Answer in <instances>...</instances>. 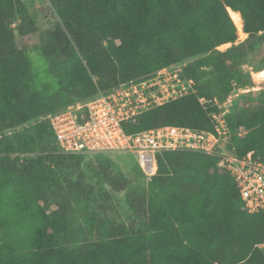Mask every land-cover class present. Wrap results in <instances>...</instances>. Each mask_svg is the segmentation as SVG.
Listing matches in <instances>:
<instances>
[{
    "label": "trees",
    "instance_id": "16d2710c",
    "mask_svg": "<svg viewBox=\"0 0 264 264\" xmlns=\"http://www.w3.org/2000/svg\"><path fill=\"white\" fill-rule=\"evenodd\" d=\"M49 2L59 21L40 34L42 64L32 72L10 26L16 20L26 34L36 25L22 0H0V264H264V211L242 209L215 156L164 150L156 174L147 178L139 167L123 183L100 166L124 195L117 207L86 187L62 201L53 182L59 171L77 169L85 153L61 151L43 118L56 112L48 91L84 101L184 63L179 77L192 79L195 90L123 128L212 130L213 100L253 86L247 65L264 68V0ZM241 26L247 37L235 43ZM248 92L225 116L229 148L264 160V89L254 106ZM42 202L59 210L47 212Z\"/></svg>",
    "mask_w": 264,
    "mask_h": 264
},
{
    "label": "built area",
    "instance_id": "2783aa9c",
    "mask_svg": "<svg viewBox=\"0 0 264 264\" xmlns=\"http://www.w3.org/2000/svg\"><path fill=\"white\" fill-rule=\"evenodd\" d=\"M170 67L158 69L152 77L132 81L108 93L95 96L50 113L47 119L54 137L65 153H134L143 174L150 178L157 171L156 154L164 150L200 152L218 158L219 165L233 178L242 209L264 211V160L253 150L242 156L230 148L226 114L235 94L255 89L234 88L227 97L213 102L212 130L187 126L160 125L136 132H125L123 123L150 107L193 92L194 81L182 80ZM201 103L209 101L200 97ZM243 133L239 131L238 134ZM259 247L264 248V243Z\"/></svg>",
    "mask_w": 264,
    "mask_h": 264
},
{
    "label": "rangeland",
    "instance_id": "374dc122",
    "mask_svg": "<svg viewBox=\"0 0 264 264\" xmlns=\"http://www.w3.org/2000/svg\"><path fill=\"white\" fill-rule=\"evenodd\" d=\"M30 13L36 29L32 32L21 34L17 21L11 22L12 36L15 41L17 48L21 49L25 54L27 60L31 62V70L36 71L42 64L38 51L36 50L37 45L41 41L40 34L48 28H54L56 23L59 21L56 10L50 4L49 0H22ZM237 39L235 43L243 41L247 37V33L242 30V26L237 28ZM239 31H243L244 35L240 36ZM230 43L221 44L217 47L218 50H224ZM184 64V63H182ZM181 63L176 64L171 70H176L179 75L182 72ZM250 71V77L252 84L256 87L255 89L248 90L252 97L249 104L256 105L254 96L256 92L264 89V79L257 77V71H254L251 65L246 66ZM257 78V79H256ZM47 95V96H46ZM46 100L48 105L51 106L52 110H60L67 103L76 104L80 101L74 102L70 96H64L59 91L52 90L46 93ZM242 93L235 94V98L239 100L242 105L243 102H247L246 96H242ZM246 98V99H245ZM71 99V100H70ZM231 109V107H230ZM100 166H107L105 169L111 178H115L117 182L123 183L127 174H133L140 172L139 164L134 153L131 152H110V153H85L84 158L77 169L72 170H61L57 182H53L54 187L58 189V196L62 201L67 199H77L81 189L89 188L95 192H103L104 195L111 200V203L116 204L120 200H124V195L119 192L115 187L111 185V178L101 172ZM43 207L47 212L59 210V207L55 203L42 202ZM120 209V208H119Z\"/></svg>",
    "mask_w": 264,
    "mask_h": 264
},
{
    "label": "bare ground",
    "instance_id": "6f19581e",
    "mask_svg": "<svg viewBox=\"0 0 264 264\" xmlns=\"http://www.w3.org/2000/svg\"><path fill=\"white\" fill-rule=\"evenodd\" d=\"M256 75H257L258 78L263 80L264 79V68H262L259 71H257Z\"/></svg>",
    "mask_w": 264,
    "mask_h": 264
}]
</instances>
